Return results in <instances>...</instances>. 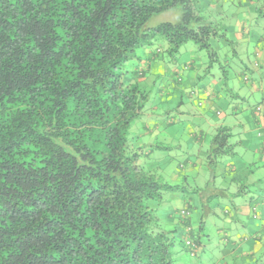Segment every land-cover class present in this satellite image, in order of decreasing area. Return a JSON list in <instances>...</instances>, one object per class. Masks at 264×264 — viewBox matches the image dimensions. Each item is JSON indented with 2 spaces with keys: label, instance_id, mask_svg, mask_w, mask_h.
<instances>
[{
  "label": "trees",
  "instance_id": "trees-1",
  "mask_svg": "<svg viewBox=\"0 0 264 264\" xmlns=\"http://www.w3.org/2000/svg\"><path fill=\"white\" fill-rule=\"evenodd\" d=\"M177 8L179 23L150 27ZM223 34L199 0H0V264L235 262L211 245L216 196L186 199L166 214L172 228L162 223L165 196L185 189L146 169L157 151L141 84L166 62L159 38L172 58L193 42L216 65ZM137 122L147 130L135 133ZM231 136L219 129L209 162L234 154ZM200 205L194 230L181 216Z\"/></svg>",
  "mask_w": 264,
  "mask_h": 264
},
{
  "label": "rangeland",
  "instance_id": "rangeland-1",
  "mask_svg": "<svg viewBox=\"0 0 264 264\" xmlns=\"http://www.w3.org/2000/svg\"><path fill=\"white\" fill-rule=\"evenodd\" d=\"M199 7L203 16L224 32L225 40L217 38L212 42L219 64L211 65L207 51L193 42L184 45L172 58L167 43L159 38L154 48L162 49L159 51L164 53L168 71H164L165 67L153 68L141 82L149 96L143 111L147 119L145 124L157 132L155 138L147 134L148 142L152 139L151 148L157 152L147 160L146 169L165 182L185 189L183 194H167L158 207L162 223L169 229L172 224L166 214L181 211V206L175 204L176 197L183 200L185 207L186 199L194 206L197 201L204 203L207 195L216 196L208 203L211 208L216 204L212 209L216 216L212 217L211 224L216 227H220L216 222L224 217L226 210L229 209L234 218L239 208H248V198H239L242 192L250 191L251 195L257 193L264 198V18L260 14L261 3L259 0H199ZM181 19L182 10L177 8L154 16L150 27L177 24ZM226 40L231 45L224 43ZM235 52L238 54L234 55ZM130 64L127 66H132ZM173 69L178 77L171 72ZM255 82L262 88L256 85L257 91L251 92L249 86ZM211 94L215 97L207 98ZM209 99L215 104L210 109ZM249 109L254 111L255 119L245 117ZM219 123L231 128L230 143L234 144V154L219 157L214 165L208 156ZM145 130L138 122L134 127L138 134ZM198 160L201 161L199 166L188 170L190 164H197ZM150 205L157 204L151 202ZM200 206L190 216H181L182 221L191 224V218V225L196 228L202 211ZM260 207L257 206V212ZM243 231L245 229L240 228L239 232ZM211 245H217L216 238ZM179 261L189 264L183 258Z\"/></svg>",
  "mask_w": 264,
  "mask_h": 264
},
{
  "label": "crops",
  "instance_id": "crops-1",
  "mask_svg": "<svg viewBox=\"0 0 264 264\" xmlns=\"http://www.w3.org/2000/svg\"><path fill=\"white\" fill-rule=\"evenodd\" d=\"M150 53L149 51L145 52V56L146 54ZM164 68V71H168L167 69V65H165V63H161V65L156 66L154 65L151 69L153 68H157L158 70L161 68ZM175 69H173L171 72H176L174 71ZM239 80L241 82L242 78H240V74H239ZM244 81V79H243ZM239 82V84H240ZM242 83V82H241ZM247 83V82H245ZM259 82H255V84H252L249 86V90L252 91H257L256 85H258V87L262 88V86L258 84ZM243 84V83H242ZM241 85V84H240ZM211 97H215L214 94L209 95L207 98H211ZM210 100V106H208L210 108H213V106H215V104L212 102L211 99ZM264 102V99L262 100ZM260 103V102H258ZM248 104V103H247ZM257 104V103H256ZM248 106V105H247ZM250 106V105H249ZM249 108V107H248ZM205 110V111H208ZM244 113V112H243ZM254 111L249 109V112L245 115V117L247 118V120H250L252 118H254ZM255 119V118H254ZM261 123V121H260ZM220 128H228L230 130L231 133V128L226 126L225 123L224 124H218L217 129L219 130ZM152 137H157V132H153ZM232 139H230L231 141ZM233 145V146H232ZM231 147H234V144L230 143ZM201 161L198 160L197 164H190L189 161H187V165H191L190 167H188V170H193L194 167L197 168L199 166V163ZM250 192V191H249ZM247 192H242V194H240L239 198L241 199V197H246L248 199H250L252 197L251 193ZM248 193V194H247ZM258 194H254V198H256L254 201L255 203L258 202V204H254L251 203L249 204L248 201L247 202V209L246 210H237L234 214L235 217H231V212L227 215V212L230 211L229 209L226 210V213L224 216H226L223 220V224L221 222L220 219H218V221L216 223H218V225H220V227H216L217 228V237H214L217 239V242L219 243V245L223 246L225 245L227 248L223 247L225 249L226 253L224 256V258H228V259H232L235 260V262H233L232 264H264V198L260 197L261 195L257 196ZM242 198V199H243ZM179 198L176 199L175 204H179L181 206V209H183L184 206H182L183 202L178 200ZM247 199V200H248ZM260 200V201H258ZM259 205H261L260 210L257 212V206L259 207ZM209 207V209H208ZM213 207H215L214 205L212 206V208L209 206L206 207V215H207V221H209L210 223H213L212 221V217L215 218L216 214H214L213 212ZM251 207H253L251 209ZM199 216V215H198ZM200 220V216L198 217ZM197 217H195L194 220H196ZM244 219H246V222H244ZM254 219V220H252ZM256 221H258V225L256 224ZM261 222L262 225H261ZM199 223L198 219L196 220V224ZM229 225H235L234 227H228ZM239 226V227H238ZM238 227V228H237ZM246 227V228H245ZM197 228V227H196ZM240 228L245 229V231L243 232H239ZM193 229L195 230V226L193 227ZM212 236V240L214 239ZM260 259V260H259Z\"/></svg>",
  "mask_w": 264,
  "mask_h": 264
}]
</instances>
